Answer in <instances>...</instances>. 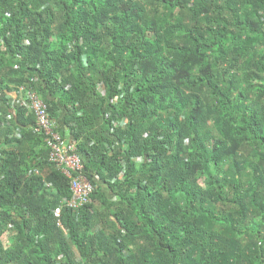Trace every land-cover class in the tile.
Segmentation results:
<instances>
[{
  "label": "trees",
  "instance_id": "obj_1",
  "mask_svg": "<svg viewBox=\"0 0 264 264\" xmlns=\"http://www.w3.org/2000/svg\"><path fill=\"white\" fill-rule=\"evenodd\" d=\"M0 264H264V0H0Z\"/></svg>",
  "mask_w": 264,
  "mask_h": 264
},
{
  "label": "built area",
  "instance_id": "obj_2",
  "mask_svg": "<svg viewBox=\"0 0 264 264\" xmlns=\"http://www.w3.org/2000/svg\"><path fill=\"white\" fill-rule=\"evenodd\" d=\"M24 94L25 90L20 88L18 93L13 96L12 103L33 113L35 116L33 133L43 136L45 146L49 152L48 161L53 163L69 180L71 197L63 199L60 207L54 210V218L59 221L63 207L78 211L84 205L90 203L94 186L83 173V160L76 152L75 142L69 137L63 138L57 132L56 123L49 116L45 104L35 94L29 92L26 93V96ZM7 119H11V116H7ZM17 137H20L19 133ZM34 174L41 175L38 168L29 171V175Z\"/></svg>",
  "mask_w": 264,
  "mask_h": 264
},
{
  "label": "rangeland",
  "instance_id": "obj_3",
  "mask_svg": "<svg viewBox=\"0 0 264 264\" xmlns=\"http://www.w3.org/2000/svg\"><path fill=\"white\" fill-rule=\"evenodd\" d=\"M98 89L100 91H102L103 90L102 85H98ZM200 184L203 186V184H204L203 179L200 180ZM4 240H5L6 244L9 243L11 241V234H6L5 237H4Z\"/></svg>",
  "mask_w": 264,
  "mask_h": 264
},
{
  "label": "crops",
  "instance_id": "obj_4",
  "mask_svg": "<svg viewBox=\"0 0 264 264\" xmlns=\"http://www.w3.org/2000/svg\"><path fill=\"white\" fill-rule=\"evenodd\" d=\"M44 171H45V170H44ZM45 173H46V172H45ZM45 175H46V174H45ZM104 191H106L107 197L110 199L109 194H108V189H107V188H104ZM111 199H112V200H115V199H113V198H111ZM111 199H110V200H111ZM112 200H111V201H112ZM116 201H117V199H116Z\"/></svg>",
  "mask_w": 264,
  "mask_h": 264
},
{
  "label": "clouds",
  "instance_id": "obj_5",
  "mask_svg": "<svg viewBox=\"0 0 264 264\" xmlns=\"http://www.w3.org/2000/svg\"><path fill=\"white\" fill-rule=\"evenodd\" d=\"M20 89V88H19ZM12 98H14V97H12ZM13 101V100H12ZM44 103V102H43ZM14 105V104H13ZM15 106V105H14ZM16 107V106H15ZM27 112L28 113H30L31 115H33V113H31V112H29L28 110H27ZM34 116V115H33ZM34 118H35V116H34Z\"/></svg>",
  "mask_w": 264,
  "mask_h": 264
}]
</instances>
